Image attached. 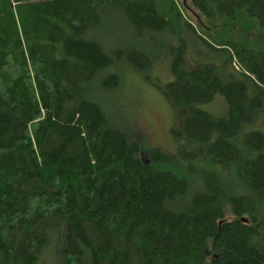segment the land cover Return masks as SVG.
Returning a JSON list of instances; mask_svg holds the SVG:
<instances>
[{"label": "trees", "instance_id": "trees-1", "mask_svg": "<svg viewBox=\"0 0 264 264\" xmlns=\"http://www.w3.org/2000/svg\"><path fill=\"white\" fill-rule=\"evenodd\" d=\"M185 1L211 26L253 23L259 41L200 35L174 0H0V264H264V0ZM158 56L182 119L175 154L145 159L89 87ZM217 96L221 117L202 108ZM201 159L233 165L247 194L196 172Z\"/></svg>", "mask_w": 264, "mask_h": 264}, {"label": "rangeland", "instance_id": "rangeland-1", "mask_svg": "<svg viewBox=\"0 0 264 264\" xmlns=\"http://www.w3.org/2000/svg\"><path fill=\"white\" fill-rule=\"evenodd\" d=\"M174 1L184 22L190 24L200 35L209 34L215 37L219 35L220 38L232 36L252 43L260 39L254 24L247 20H240L237 24L219 22L211 26L185 0ZM105 16L109 20L107 24L118 32L113 33V38L117 37L114 46H121L128 43V40L131 41L130 36L125 35L128 33V27L120 17L108 12H105ZM130 43L134 46L133 42ZM196 56L198 58L202 56L198 42L194 43V59L189 55L186 58L189 68L196 65ZM207 56L208 53H205L204 58ZM110 74L119 76L120 86L113 91H106L101 88L100 82ZM171 80L169 60L158 56L154 59L152 68L146 71H137L126 63L107 69L90 84L89 95L101 106L116 128L121 130L130 141L139 144L143 158L147 159L151 151L174 155L177 146L172 139V131L178 130L182 117L181 113L169 104L163 93L164 85ZM202 108L216 117H221L225 112V104L221 96H217L210 105ZM178 144L183 145L181 142ZM194 163L196 172L216 173L229 194H247L245 186L236 176L233 165H224L211 159H201ZM184 165L182 163L178 169L188 177L190 173ZM49 262L44 260L42 264H50Z\"/></svg>", "mask_w": 264, "mask_h": 264}]
</instances>
